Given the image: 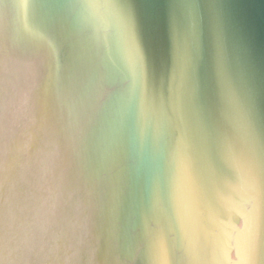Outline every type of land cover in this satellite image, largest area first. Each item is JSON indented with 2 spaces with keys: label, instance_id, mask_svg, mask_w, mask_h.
I'll return each instance as SVG.
<instances>
[{
  "label": "water",
  "instance_id": "1",
  "mask_svg": "<svg viewBox=\"0 0 264 264\" xmlns=\"http://www.w3.org/2000/svg\"><path fill=\"white\" fill-rule=\"evenodd\" d=\"M0 264H264V0H0Z\"/></svg>",
  "mask_w": 264,
  "mask_h": 264
}]
</instances>
